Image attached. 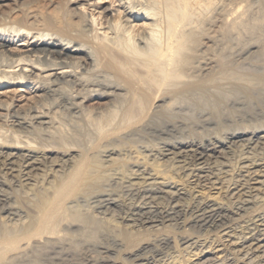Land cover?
Wrapping results in <instances>:
<instances>
[{
	"label": "bare ground",
	"instance_id": "bare-ground-1",
	"mask_svg": "<svg viewBox=\"0 0 264 264\" xmlns=\"http://www.w3.org/2000/svg\"><path fill=\"white\" fill-rule=\"evenodd\" d=\"M119 1L0 15V79L38 82L46 102L1 116L15 121L0 127V264H127L132 250L130 264H264V123L221 131L208 111L264 91V74L241 75L263 55L261 37H243L258 13L251 27L238 0ZM93 98L109 108L88 110ZM198 109L190 127L182 113ZM172 230L194 237L134 246Z\"/></svg>",
	"mask_w": 264,
	"mask_h": 264
},
{
	"label": "rangeland",
	"instance_id": "rangeland-1",
	"mask_svg": "<svg viewBox=\"0 0 264 264\" xmlns=\"http://www.w3.org/2000/svg\"><path fill=\"white\" fill-rule=\"evenodd\" d=\"M107 1L108 2L106 4H104L103 8L100 11H102L105 7H108L111 9L112 7L110 4H114L115 7H118V5H120L119 0H107ZM241 1L242 2H240V0H238V3H241V4L250 3L254 7V9L252 8L254 13L252 11L250 13V19L252 18L250 20L252 22V23H250L251 27L253 26L254 21L256 20V14L257 13H258L257 14L258 17H260V19L257 17V19H259V20L255 21V23L259 22L258 25L256 23L257 28L256 29L254 27L251 28V30H250L251 32L250 33L248 32L250 35L249 34L246 35V32L245 33L243 32V34H244V35L242 34L243 37L246 38V40H250L248 38H252V36H253V38H256L255 37V35H256L258 38L261 37V40L264 41V37H263V35H264V24L261 23V21H260V20H262V22H264L263 21L264 20V0H241ZM63 2H64V0H54L53 2H47L45 0H0V15L2 13H10L11 12V13H13L12 19H21L22 15H23L21 13H23L28 8L32 11L39 10V11L44 12V13L45 12L57 13L59 10V6ZM255 3H256V5H255ZM257 6H259V7H257ZM261 7H263V9ZM260 8H261V10H263L262 11L263 17H262V14H260L261 10H260V13L258 11ZM16 11H18V12H16ZM252 13L255 15H253ZM115 14H116L115 12L111 11L109 14V18ZM252 15H253V17H251ZM98 22H99V20H98ZM139 28H141L142 30L146 29V26L144 25L143 20H140L138 22V27L136 29H139ZM141 29H140V32L142 31ZM254 30H256V31H254ZM103 31H104V29L101 30L100 32H103ZM254 32L256 33L255 35H254ZM19 43L20 42H17L9 48H12V49L23 48L22 46H19ZM263 47H264V42H263L262 47H261V50H262L261 52H263V55L259 58V61L256 59L255 60H253V59L248 60L246 62L247 66L245 65L242 68L243 71L240 69L242 71V72L240 71L242 73V74L241 73L240 74L242 75L243 78H246L247 82L254 80L255 82L253 81V84L258 83L259 82L258 77H260L264 74V48ZM251 70H252V72H250ZM258 72H259L260 76H258ZM251 73H253V75H250ZM250 76L253 79L250 78L251 80H249ZM255 93L256 94H254L253 97L252 96L248 97L246 95H243V93H240L241 95L236 94L237 96L230 95L229 99L217 97V100L215 101V105L213 107H210V109L208 108V111L210 112V118L212 119V121L215 124H223L224 127L220 128L221 131L233 130V129L237 128L238 126L249 125L248 121L244 122V120L248 119V117L251 118V116L254 117L256 119V121L258 119V121L260 123L262 121L264 123V91L259 92L256 90ZM232 103H233V106H232ZM42 104L45 105L46 102H44V93L40 90V84H38V82L9 81V80L0 79V127H7V126H9V124L14 123V122H12V120L15 121V119H12V120L10 119L9 123H5L4 119L2 118L4 115L13 114L14 112L23 115V114H26L28 112H31V110L35 109L37 106L42 105ZM234 104H236V105H234ZM109 105H110V100L108 98H105V99L104 98L103 99L93 98L92 100L86 102V108L88 110H91V109L92 110L108 109ZM199 110L200 109L195 110L193 112L187 110L185 113H182L185 116L186 123L188 122L187 119H189V122L187 123L189 126L191 124H193L195 126L196 125L195 123H197L198 120H200V115L198 114L200 112ZM197 111H198V113H197ZM191 112H192V114H191ZM240 117H242L243 119H240ZM237 119H238V122H237ZM255 119H254V121L251 120L250 123H253L254 125L256 123H259V122H256ZM195 121H197V122H195ZM242 123H244V124H242ZM235 124H237L238 126H236ZM194 130H196V129L193 128V130H192V128H191V131L186 132V136L189 135V133H192V135H193L192 131H194ZM69 133L72 135L74 134L71 131ZM69 133L68 132L66 133L69 136L66 135L67 137L65 136V138L69 141H73L74 144H76V145L82 146L85 144L84 141L89 140L88 139L89 136H86L85 138H83V137L76 135L77 133H75L76 136L73 135V137H72ZM126 141H128L126 143H130L131 145L138 144V143L139 144L145 143L146 145L149 144V145L153 146V145L158 144L157 140L152 139L151 137H147V136H144V137L143 136H141V137L140 136H132L131 138H128ZM126 145H129V144H125L124 149H125ZM133 150H135L134 147L132 148V151ZM219 192L220 191L217 189L206 188L203 192H201V194H203L202 196H204V197H207V198L209 197L211 200L221 201L222 197H224V196H222ZM170 232L171 233L162 232V233L158 234L157 237L147 236V237L136 238L138 241L136 240L137 242L136 241L134 242V246L138 245V247H139L138 250L139 249L140 250L146 249L145 251H148L149 249H154V250H152L154 253V251H156V249H155L156 241H153V240L155 238L163 237L162 235H166V237L168 238L167 243L170 244V247L172 246L174 249L176 248L177 250H179V249L185 247V246H181L180 240L181 239H187L188 237L191 236V235H189L190 231L186 232V231L179 230V232H177V230H176L173 232V230H172ZM193 237L194 236H191V238H193ZM96 239L97 238H95L93 240H96ZM139 241H140V243H139ZM144 243H145V245H143ZM96 250L97 249H95V251ZM99 250H101V249H99ZM130 253L131 254H124V255L121 254L120 260L121 261L124 260V262H126L127 264H130L129 261L131 260L132 256L134 254H138L139 252L136 250H132V251H130ZM155 254H159V252L157 251V252H155ZM160 256L162 257V255H160ZM160 256H158L157 259L161 258ZM77 257L80 258V256H78V255H77Z\"/></svg>",
	"mask_w": 264,
	"mask_h": 264
}]
</instances>
